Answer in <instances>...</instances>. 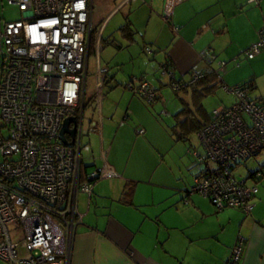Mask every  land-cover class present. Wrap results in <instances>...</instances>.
Instances as JSON below:
<instances>
[{
    "label": "crops",
    "instance_id": "obj_1",
    "mask_svg": "<svg viewBox=\"0 0 264 264\" xmlns=\"http://www.w3.org/2000/svg\"><path fill=\"white\" fill-rule=\"evenodd\" d=\"M162 6L163 0H90L96 50L110 44L116 51L110 63H104L101 88L112 82L110 92L103 95L101 89L88 126L95 154L87 157L86 165L79 159V166L82 177L106 166L113 174L95 181L89 194L76 193L80 222L74 227L67 264H224L238 235L244 239L239 264H264V148L245 166L248 185L256 187L250 212L235 207L217 211L207 198L190 190L187 177L192 184L195 174L190 145L183 147L184 161L178 167L163 168L161 146L169 138L150 134L153 110L123 86L142 76L155 92L167 85L165 76L169 82L184 83L192 71L212 72L221 88L217 106H228L234 99L223 86L247 82V96L264 105V48L251 59L243 54L264 21V0L256 6L248 0H181L168 23L161 19ZM145 46L149 53L143 51ZM205 50L212 56L209 61L201 56ZM109 64L118 68L110 73ZM161 64L170 74L162 75L161 69L158 73ZM154 72L164 76L157 83ZM174 93L177 112L189 95L180 89ZM174 113L166 115L172 124ZM63 136L71 138L68 133ZM126 184H133L127 200Z\"/></svg>",
    "mask_w": 264,
    "mask_h": 264
},
{
    "label": "built area",
    "instance_id": "obj_2",
    "mask_svg": "<svg viewBox=\"0 0 264 264\" xmlns=\"http://www.w3.org/2000/svg\"><path fill=\"white\" fill-rule=\"evenodd\" d=\"M180 1L163 0V22H169ZM259 1L248 0L254 6ZM3 5L16 7L20 18L5 20ZM90 14V0H0V258L10 264H67L80 222L76 193L89 194L95 181L113 174L107 166L93 168L79 180ZM263 48L264 21L244 57L251 59ZM201 56L212 59L206 50ZM105 73V66H96L97 105ZM161 74L170 72L162 68ZM203 75L192 71L189 81H171L170 87L181 89ZM124 87L147 104L155 100L144 79L127 81ZM223 89L233 102L212 109L196 133L203 149L194 153L197 162L214 166L205 162L190 190L217 211L235 207L248 214L256 187L235 179L231 167L264 148V105L243 87ZM65 118L73 120V138L63 136L69 144L58 139ZM9 224L19 229L18 243L10 238ZM243 246V237L236 236L224 264H239Z\"/></svg>",
    "mask_w": 264,
    "mask_h": 264
},
{
    "label": "rangeland",
    "instance_id": "obj_3",
    "mask_svg": "<svg viewBox=\"0 0 264 264\" xmlns=\"http://www.w3.org/2000/svg\"><path fill=\"white\" fill-rule=\"evenodd\" d=\"M2 17L5 20H17L20 18V13L17 10L16 7L14 6H7V5H3L2 11H1ZM115 49L113 46L109 45H105L102 46V44L100 45V48H98L96 50V52L94 53H89L88 55V64H87V75H86V82H85V99H84V109L82 112V120H81V136H80V156L79 159L81 160L82 163H84V165H86L85 162H87V157H90L95 154L94 152V148L93 145L91 143V140L93 142V137L92 135L88 132V126L90 125V123L92 122V119L94 118V109H95V105L96 103L94 102V73L96 70V66H105L106 65L104 63H107L111 61V58L115 55ZM145 64L148 63L147 60L144 61ZM117 66H113L112 64L108 65V71L111 73V71L113 69H116ZM118 68V67H117ZM107 69V68H106ZM108 72V73H109ZM149 74H151L152 72H148ZM154 72V75H156L155 77V81L157 83V78L160 77H164L161 76L160 74L158 75V73ZM108 75V74H107ZM167 76L164 77L165 82L163 79H160L159 81L161 83H165L167 84L165 87H156L158 88L155 92L158 94L159 99H156L154 101V103H150L147 104L145 102L140 101L143 105H146L147 107L149 106V109H152L153 111L152 113V119L155 122V125L150 124L149 126V132L151 135H155L158 137H168L169 139H167L164 142V146H161L164 154H165V163L162 164L163 168H176L178 167L181 162L184 161V150L183 147H187L188 146V142L186 141L185 144H183L180 141H176L174 138V133L172 132L174 130L173 124H172V119L170 117H167V112H168V116L170 115V112L174 113L175 110H177V108H174V106H178L177 102L175 101L176 98V93H174L170 87V82L167 81ZM122 79V78H121ZM118 81V79H116ZM151 80V79H150ZM154 81V80H153ZM111 83L110 84H105L101 89L102 94L104 95L107 91L110 92V88H111ZM169 84V86H168ZM107 86V88H106ZM114 87L117 89L121 88V86H118V84H114ZM113 88V90L115 89ZM115 89V90H117ZM221 88H216L214 90L213 93L207 95L206 97H204L201 101L202 103V107L204 108V110L206 111V113H208L209 111H211L213 108H215L219 103H220V92ZM222 92H224L222 90ZM179 93V92H178ZM231 95V94H230ZM91 96L93 97L91 99ZM165 110L166 113H162L161 111ZM189 147L191 151H195V152H201V148L197 142V139L195 137L194 134H189ZM156 147H159L157 145H155ZM191 151H189V159H190V164L192 165V171L193 173H198L199 172V168H203L204 164H196V161L194 160V158L191 155ZM139 152L135 151L134 154L135 156H138ZM138 154V155H137ZM83 160V161H82ZM251 162H253L252 160H246L244 162L238 163L236 166H234L235 168L232 169V176L237 179V180H242L246 177L247 172H246V167L250 166ZM189 164V166H191ZM206 164L209 167H213L214 163L206 161ZM188 165L186 167H189ZM90 168V167H89ZM129 169V168H128ZM127 169V170H128ZM191 173V172H190ZM106 180V179H104ZM187 181L190 184V177H187ZM248 181V182H247ZM247 184H250V180H246ZM8 232L10 235V238L12 241L14 242H19V229L17 228V226L13 225V224H9L8 225ZM0 264H9L8 262H4L0 259Z\"/></svg>",
    "mask_w": 264,
    "mask_h": 264
},
{
    "label": "trees",
    "instance_id": "obj_4",
    "mask_svg": "<svg viewBox=\"0 0 264 264\" xmlns=\"http://www.w3.org/2000/svg\"><path fill=\"white\" fill-rule=\"evenodd\" d=\"M96 44H97L96 36L94 35V32L91 31L89 44H88V52L89 53H94L96 51ZM143 51H145V53H149L150 49L147 46H145V47H143ZM162 68L166 69V71L167 70L170 71L169 67L167 65L161 64V65H159L158 73L160 72V69L162 70ZM106 72H107V69H106ZM191 73L192 72H190V74ZM140 79L145 80L144 77L140 76L138 78H133V79L131 78L128 81L134 80L135 82H137ZM218 83H219V81L217 80V77H215V75L212 72H210V73H206L201 78L197 79L196 81H193L191 84L184 86L183 88L180 89L181 92L187 93L189 95V99L187 102H183V101H182V103L180 102V105H181L180 109L173 114L174 130L172 132L174 133L175 140H180L183 142L187 141L189 144V141H188L189 134H194L196 139H197L196 133L208 122V119H209V116L206 114L205 110L203 109V107L201 105V101L204 97L211 94L218 87ZM246 84L248 85V82ZM124 85H125V83L123 84V86ZM245 85L243 84V85H237V86L243 87L246 91L247 86H245ZM175 91H177V90H175ZM197 142L201 148V152H195V151H191V150H189V151H191V155L194 158V160L196 161L197 165L198 164L200 165L202 163L205 165V162H206L205 160H203L201 163H199V162H197V160L194 156V153H197L198 155L203 153L202 146H201L200 142L198 141V139H197ZM255 155H253L249 158H252ZM249 158H247V159H249ZM247 159H245V160H247ZM242 161H244V160H242ZM242 161L234 162L232 164L231 168L233 169L234 166H236L238 163H240ZM202 169L203 168H199V172L192 176L191 187L194 184V178H199L200 176L202 177V172H201ZM81 177H82V175H81L80 166H79V180L82 179ZM245 181H246V179H245ZM132 185L133 184H131V185L126 184L125 185V190H124L123 194L126 196V200H127V197H129L131 195L132 187H133ZM191 187H190V189H191Z\"/></svg>",
    "mask_w": 264,
    "mask_h": 264
},
{
    "label": "water",
    "instance_id": "obj_5",
    "mask_svg": "<svg viewBox=\"0 0 264 264\" xmlns=\"http://www.w3.org/2000/svg\"><path fill=\"white\" fill-rule=\"evenodd\" d=\"M73 120L71 118H65L63 121H62V124H61V127H60V130H59V133H58V139L62 142V143H66V144H69L65 141V139L63 138V134L64 133H68L69 136L71 137V139L73 138V129H68V124L69 123H72Z\"/></svg>",
    "mask_w": 264,
    "mask_h": 264
}]
</instances>
